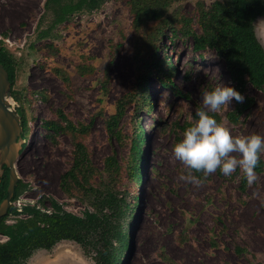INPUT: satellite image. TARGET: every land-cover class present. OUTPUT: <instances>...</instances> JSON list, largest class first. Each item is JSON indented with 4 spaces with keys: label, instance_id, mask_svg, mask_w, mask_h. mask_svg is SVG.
I'll return each mask as SVG.
<instances>
[{
    "label": "rangeland",
    "instance_id": "374dc122",
    "mask_svg": "<svg viewBox=\"0 0 264 264\" xmlns=\"http://www.w3.org/2000/svg\"><path fill=\"white\" fill-rule=\"evenodd\" d=\"M215 1L228 2L178 0L167 14L190 19L192 31L200 33V10L210 9ZM46 2L0 0V41L15 59L13 105L25 124L24 148L16 165L24 189L12 205L21 211L26 205L43 208V201L51 210L55 200L83 216L87 210H106L109 201L122 198L135 205L138 198L125 264H264V170H255L252 185L244 183L239 168L231 176L217 170L198 178L192 172L200 181L193 183L180 178L189 169L173 154L187 127L198 119L201 90L220 84L237 90L217 47L200 49L193 37L165 28L158 53L179 68L171 80L183 95L152 76L148 87L153 107L149 111L126 105L119 141L109 136L107 120L117 112L118 101L137 87L140 68L149 60L152 31L163 26L149 22L137 30L127 0H99L94 8L84 6L56 24V13ZM255 31L264 47V16L255 21ZM242 95L251 104L239 121L229 116L237 104L233 100L217 114L220 122L234 136H264V90L247 82ZM49 120L88 130L55 133L43 126ZM138 123L148 135L141 184L132 179L129 168L130 137ZM77 143L85 145L98 172L88 185L92 192L86 186L87 192L73 189L66 194L61 176L73 163ZM112 155L121 165L119 176L106 168ZM261 158L264 162V154ZM21 217L11 215L7 222ZM5 241L0 235V242ZM95 256L91 247L61 241L51 250L36 251L25 264H96Z\"/></svg>",
    "mask_w": 264,
    "mask_h": 264
},
{
    "label": "trees",
    "instance_id": "16d2710c",
    "mask_svg": "<svg viewBox=\"0 0 264 264\" xmlns=\"http://www.w3.org/2000/svg\"><path fill=\"white\" fill-rule=\"evenodd\" d=\"M176 1L178 0H127L137 30L144 28L149 22L156 21L163 27L152 31L147 49L149 60H144L140 68L137 87L118 101L117 112L107 120L106 129L110 137L122 141L120 123L126 105L135 104L138 110L146 108L151 110L153 103L148 84L152 76H156L163 86L177 95H183L176 83L171 80L172 75L179 72V68L170 63V57L160 58L158 53L157 42L164 37L165 28H169L173 34L181 31L182 34L193 37L200 49L217 47L226 59L231 75L237 83V91L241 94L247 82L264 90V47L255 31V21L264 16V0H228L227 3L215 1L210 9L203 7L198 18L200 33L192 31L190 19L167 14L168 9ZM98 2L99 0L78 2L47 0L46 7L55 11V22L59 24L84 6L94 8ZM0 62L8 70L13 87L16 79L15 59L2 41ZM185 79L187 80L188 76ZM250 104V99H245L243 103L237 102L235 110L229 114L231 121L238 122L239 114ZM214 116L220 122L219 116L217 114ZM61 118L64 121L66 117L61 114ZM22 126L25 129L24 122ZM43 126L55 133L64 130L86 133L88 130L85 126L79 128L71 122L64 126L54 120L45 121ZM130 141L132 157L130 176L136 183L141 184L146 159L143 149L148 144L147 131L141 123L134 129ZM89 155L83 143L76 144L73 163L61 176V187L66 194H71L73 189L87 192L85 187L98 172ZM105 164L111 175H120L121 165L116 156L108 157ZM255 170L258 172L264 170L261 157ZM193 173L198 178L203 177V173L195 171ZM246 182L247 179L244 178V183ZM8 185L9 171L5 168L3 176L0 177V204L7 196ZM88 187L90 192L94 190L91 185ZM23 189L24 185L19 181L13 201L18 199ZM137 203L138 198L135 205L121 198L119 201L107 202L106 210L102 209L99 212L87 210L83 216L63 209L55 200L51 201V210L44 207L43 201H41L43 208L26 205L21 211L12 205L8 215L0 219V235L7 237V241L0 242V264H25L36 251L51 250L61 241H74L82 246L91 247L96 253V264H125L131 250L132 222ZM11 215L24 217L17 218L14 223H8Z\"/></svg>",
    "mask_w": 264,
    "mask_h": 264
},
{
    "label": "clouds",
    "instance_id": "9594fccd",
    "mask_svg": "<svg viewBox=\"0 0 264 264\" xmlns=\"http://www.w3.org/2000/svg\"><path fill=\"white\" fill-rule=\"evenodd\" d=\"M233 100L243 103L245 97L224 84L210 91L201 90L203 107L195 113L198 119L187 127L182 141L173 148L175 159L189 169L188 175L182 174L181 179L199 183L192 175L193 171L203 173L207 178L217 170L225 176H231L239 168L249 185L256 181L255 169L261 154H264V136H234L231 129L218 122L214 116L230 107Z\"/></svg>",
    "mask_w": 264,
    "mask_h": 264
},
{
    "label": "water",
    "instance_id": "95a60500",
    "mask_svg": "<svg viewBox=\"0 0 264 264\" xmlns=\"http://www.w3.org/2000/svg\"><path fill=\"white\" fill-rule=\"evenodd\" d=\"M24 143L21 115L13 105L10 75L0 62V177L5 168L9 171L8 193L0 204V219L8 215L19 184L16 165Z\"/></svg>",
    "mask_w": 264,
    "mask_h": 264
}]
</instances>
